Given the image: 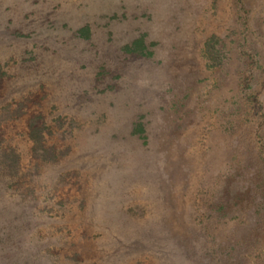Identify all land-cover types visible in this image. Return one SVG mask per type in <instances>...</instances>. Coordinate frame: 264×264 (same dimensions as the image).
<instances>
[{
  "label": "rangeland",
  "instance_id": "1",
  "mask_svg": "<svg viewBox=\"0 0 264 264\" xmlns=\"http://www.w3.org/2000/svg\"><path fill=\"white\" fill-rule=\"evenodd\" d=\"M0 264H264V0H0Z\"/></svg>",
  "mask_w": 264,
  "mask_h": 264
},
{
  "label": "trees",
  "instance_id": "2",
  "mask_svg": "<svg viewBox=\"0 0 264 264\" xmlns=\"http://www.w3.org/2000/svg\"><path fill=\"white\" fill-rule=\"evenodd\" d=\"M239 1H242V0H239ZM141 46L143 47V49H141ZM125 50H127L128 52H131V53H136V54L139 53L142 56L148 55L146 52H144L146 50V48H145L143 39H141V38L138 40H135L130 46H126ZM151 54L152 53H149V55H151ZM139 127L141 128L143 126L140 124ZM141 130H143V129H141ZM30 137L35 142V147H34L35 152L44 150L43 147L41 148V145H42L41 144V137H42V135H41L40 130H38L36 127H33V129L31 127ZM38 146L41 149H38ZM43 152H46V151H43Z\"/></svg>",
  "mask_w": 264,
  "mask_h": 264
}]
</instances>
